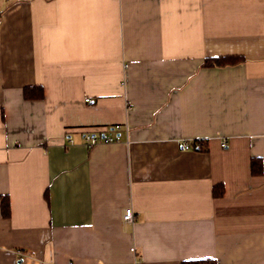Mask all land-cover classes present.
<instances>
[{
    "label": "crops",
    "instance_id": "crops-1",
    "mask_svg": "<svg viewBox=\"0 0 264 264\" xmlns=\"http://www.w3.org/2000/svg\"><path fill=\"white\" fill-rule=\"evenodd\" d=\"M212 258L264 264V0H0V264Z\"/></svg>",
    "mask_w": 264,
    "mask_h": 264
},
{
    "label": "trees",
    "instance_id": "trees-1",
    "mask_svg": "<svg viewBox=\"0 0 264 264\" xmlns=\"http://www.w3.org/2000/svg\"><path fill=\"white\" fill-rule=\"evenodd\" d=\"M234 61L235 58H229V57H220L219 59H215L210 60V59H206V62L204 63V66L206 65H211V64H224L227 63L228 61ZM25 92V98L27 99H35V98H44L45 97V89L43 86H34V87H25L24 88ZM195 145H199L200 147H202V140L196 139L194 140ZM256 161L253 160V169H254V163ZM257 171V169H254ZM262 170L261 166L260 169ZM223 187L221 189L220 186H216L214 189V194L215 195H220L222 194ZM1 206H2V212L4 214V216H9L10 215V210H11V205L9 204V198L8 197H3L2 202H1ZM182 264H217V260L212 258V259H198V260H186L184 261Z\"/></svg>",
    "mask_w": 264,
    "mask_h": 264
},
{
    "label": "built area",
    "instance_id": "built-area-1",
    "mask_svg": "<svg viewBox=\"0 0 264 264\" xmlns=\"http://www.w3.org/2000/svg\"><path fill=\"white\" fill-rule=\"evenodd\" d=\"M11 1V0H9ZM86 100H89V98H87ZM121 125L120 124H114L113 126H107L105 129H97V130H93V131H89L86 134L85 140H86V144L89 147H93L94 144L99 143V142H103V143H108V142H121L122 141V136L121 134H113L111 133L112 131L117 132L120 131L121 129ZM108 131H110V133H108ZM224 144H226L224 142ZM190 145L188 143L185 144V148H189ZM124 218L127 221H133L134 216H133V209L132 208H127L124 214ZM132 251L135 252L136 248L132 247ZM135 264H138V262H136Z\"/></svg>",
    "mask_w": 264,
    "mask_h": 264
}]
</instances>
